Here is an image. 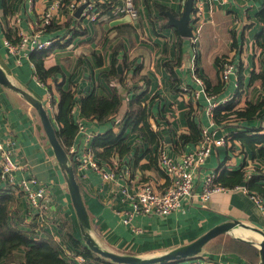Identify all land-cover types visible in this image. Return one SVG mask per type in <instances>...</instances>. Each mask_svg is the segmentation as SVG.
<instances>
[{"label": "crops", "instance_id": "obj_1", "mask_svg": "<svg viewBox=\"0 0 264 264\" xmlns=\"http://www.w3.org/2000/svg\"><path fill=\"white\" fill-rule=\"evenodd\" d=\"M69 1L7 0L11 13L6 15L0 0V67L12 84L41 100L49 115L53 111V116L58 102L57 84L65 89L72 88L79 98L92 92H121L130 86L122 97L118 116L111 122L84 119L87 129L94 134L108 129L124 134L130 149L129 153L119 157L122 167L131 171V182L126 181L129 193L143 182L153 184L158 191L168 188L169 178L157 165L158 148L161 146L174 159L194 148L196 141L180 139L181 134L190 132L188 117L200 129H207L215 139H223L222 144L212 145L210 155L197 171L191 198L184 201L180 209L164 216L139 214L133 216L129 224H124L118 215L119 211L129 208L120 191V183L124 180H104L92 169L77 174L91 223L90 232L98 244L120 254L151 257L188 244L213 226L230 219L264 232V208H259L246 193V183L245 186H241L242 182L231 187L225 185L223 190L212 193L206 201L199 197L203 179L211 171H217L218 176L242 171L243 182L257 176L256 182L264 186V156L255 155L248 145L233 138L237 132L245 130L244 127L264 128V107L253 119L241 121L232 118L221 124H217L209 112L211 104L219 107L226 101L233 110L244 108L247 102L264 103V85L258 81L250 83L253 72H264V0H201L202 13L197 23L199 34L195 42L193 36H182L168 24L167 12L179 17L186 0H132L138 16L118 24L111 22L121 15L111 10L113 6L122 5L124 0H91L99 13L92 23L75 16L79 6L73 11L65 10L64 6ZM158 4L168 8L165 16L160 14ZM45 11L51 14L52 26L59 27L68 22L74 25V30H67L71 37L61 41V47L52 49L43 60L45 68L54 66L58 70L54 77L46 78L42 84L38 82L30 60L32 52L26 49L12 51L5 40L15 39L12 31L6 37L7 28H11L10 23L14 19L18 20L23 32H28L31 24ZM165 22L168 26H164ZM65 31H43L38 38L46 40L63 35ZM113 55L123 82L104 79L111 68ZM220 57L230 60L236 67L235 74L225 82L218 70ZM167 62L169 66H166ZM137 66L140 67L137 75H132ZM169 68L177 74V84L172 83ZM196 77L202 83L197 82ZM220 81L224 82L223 86L214 90ZM183 86L187 90L183 91ZM136 95H141L140 104L149 114L148 123L157 134L158 141H146L131 127L124 128V122L119 118L125 116L129 102ZM0 139L10 143L13 160L25 164L40 181L49 185L50 219L57 225L65 219L71 225L72 234L85 246L65 179L36 110L18 92L1 85ZM74 142L81 144L82 136H75ZM246 172L251 174L249 178ZM23 173L19 170L16 176L20 178ZM15 197L11 221L22 230L40 229L38 218L32 214L25 198ZM237 229L240 232L234 229L233 233L251 240L242 242L258 249L256 242L264 235L253 229ZM233 236L224 233L212 238L202 247L198 257L209 258L215 264H259V251L256 259L249 261L238 253L224 252L217 247ZM61 244L66 256H74L75 247L70 241L63 238ZM22 252V249L18 251L19 258ZM190 262L187 258L173 264Z\"/></svg>", "mask_w": 264, "mask_h": 264}, {"label": "trees", "instance_id": "obj_2", "mask_svg": "<svg viewBox=\"0 0 264 264\" xmlns=\"http://www.w3.org/2000/svg\"><path fill=\"white\" fill-rule=\"evenodd\" d=\"M2 4L4 14L9 15L11 13L10 3H8L7 0H2ZM157 7L160 14L165 16V12L168 8L159 4ZM95 10L97 11L96 6ZM73 26L74 25H69L68 22L59 27L52 26L51 24L45 26L44 31L66 30L64 32L65 34L68 32L67 30H74V28H72ZM164 26H168L167 22L164 23ZM10 31L15 34V39L10 40L8 38L9 40H6L15 44L19 38L12 27L7 28L6 37H9ZM55 47H61V44L56 42L51 47L34 51L30 54V60L34 65V71L37 74L36 76L42 82L48 77H54V74L58 70L57 67L53 66L45 68L43 65V60ZM225 60V57H220L217 60L219 71ZM116 62L115 55H113L111 68L104 77L106 81L117 79L118 81L123 82L122 73H118L115 67ZM166 66H169V62L166 63ZM139 68L140 67L137 66L132 75H137ZM169 69L171 72L172 83L177 84V74L174 73L172 68ZM143 79L146 83L148 82V79ZM221 81L214 90H218L223 86L224 82ZM255 81L264 85L263 71L252 73L250 83ZM55 89L58 93V102L53 119L57 125V138L67 153L68 147L73 142L77 132V127L71 115V110L74 106L78 105L81 117H84L87 120L95 119L98 123L111 122L112 119H115L118 116L117 114L120 111L122 104V97L125 96L128 90H130V86H127L126 90L124 88L121 92L113 90L112 93L107 94L103 92V90L101 91L103 93L96 94L92 92L80 98H77L76 92L73 91L72 88L65 89L60 84H57ZM140 97L141 95H136L129 102L123 126L124 128L131 127L134 132L142 135L146 141L153 142L154 140L156 141L157 134L150 128V124L148 123L149 114L147 113L146 108L141 106ZM52 101L54 103V100ZM229 104L230 103L221 105L213 110L212 116L217 124L229 122L232 118L241 121L253 119L256 113L264 107L262 101L259 103L247 102L244 108H238L235 110H233ZM188 127L190 132L187 134H181L180 139H183L184 141H196V143H198L201 139V129L199 125L188 117ZM244 128L245 130L237 132L233 138L248 145L255 155L264 156V128L254 126ZM125 139L126 138L122 132L116 133L112 129H108L93 137L91 144L92 150L98 160L111 163L112 157L116 156L120 158L119 156H124L129 153L130 148ZM243 174L242 171H232L218 176L215 179V182L223 188L225 185L231 187L245 181ZM256 177L253 179H247L248 181L245 182L246 189L248 191L256 192L264 198V186L256 182L258 180V177ZM15 196H17V194L14 191H7L0 188V264L16 262H20V264H78L75 261H71L69 257L64 254L65 251L62 245L51 234H47L46 237L39 238L38 240H33L32 235L30 234L34 231L33 229L26 228V230H22L11 221V207H14V204L16 203ZM54 227L59 233H62V239L64 238L70 241L75 247L74 255L79 254L87 260L86 264H119L95 254L86 246H82V243L72 234L71 225L65 219H62L59 225L54 222ZM217 247L221 248L224 252L238 253L244 258L249 259V261L255 260L258 256V249L255 246L231 237L227 242L220 244ZM20 249H22L23 252L19 258L18 251ZM170 263H174V261L165 264Z\"/></svg>", "mask_w": 264, "mask_h": 264}, {"label": "built area", "instance_id": "obj_3", "mask_svg": "<svg viewBox=\"0 0 264 264\" xmlns=\"http://www.w3.org/2000/svg\"><path fill=\"white\" fill-rule=\"evenodd\" d=\"M84 3L87 4L79 17L90 23L96 21L99 13L95 10L94 3L91 0H70L65 4L64 8L65 10L73 11ZM111 11L121 16L128 15L130 18H136L138 16V9L133 5L132 0H124L122 5L113 6ZM201 13L202 1L194 0L191 12L194 42L197 41V35L199 34L197 23L199 22ZM51 24L52 18L49 11L40 14L39 20L31 24L28 32H23L20 29L18 20L14 19L10 23V26L17 32L19 39L15 44L8 40H5V43L12 51L19 52L21 49H26L31 53L51 47L56 42H65L66 39L71 37V33L67 32L64 35L40 40L38 38L39 34L44 31L45 26ZM235 71L236 67L234 63L230 60H225L219 71L220 77L225 82L231 74H235ZM195 79L197 82L202 83L199 77ZM37 80L39 83L44 84L39 79ZM48 89L50 90V88ZM182 90H187V87L183 86ZM214 107H216L215 104H211L209 108L210 114L213 113L212 109ZM76 114L77 117H75ZM71 115L77 127L75 136H82V143L76 144L73 140L67 151L68 159L73 167L76 178L77 174L81 175V172L84 170L92 169L99 173L104 180L116 181V178L118 181L120 179L124 180L123 183H120V191L127 199L129 208L118 212L124 224H129L135 215L155 214L164 216L180 209L183 202L191 198L195 175L210 155L212 145H220L223 143V139H215L207 129L203 128L201 129L200 141L192 150L184 152L177 159L167 155L160 146L158 148V167L169 178L170 183L168 188L164 191H158L153 184L143 182L137 186L133 193H129L126 181L131 182L130 169L128 167H122V161L116 156L112 157L111 163L98 160L91 146L92 139L96 134L87 129L84 123L85 118L81 117L76 105L71 110ZM119 118L124 122L125 116H120ZM12 154L13 151L10 143L0 139V188L7 191H14L17 195L23 196L32 214L38 218L40 229H36L30 233L33 240H38L39 238L46 237L47 234H51L61 244L62 233H59L54 227V222L50 219V212L48 211L51 194L49 185L40 181L25 164L13 160ZM19 170L25 172L20 178L16 176V172ZM218 175L219 173L217 171H211L204 177L203 188L199 195L202 201H206L212 193L224 189L215 182ZM246 176L249 178L251 174L246 172ZM244 190L259 208H264V198L261 195L253 191H248L245 188ZM68 257L71 261H75L78 264H86L87 261L81 255ZM189 259L191 260L189 264H215L209 258L202 259L198 255Z\"/></svg>", "mask_w": 264, "mask_h": 264}, {"label": "water", "instance_id": "obj_4", "mask_svg": "<svg viewBox=\"0 0 264 264\" xmlns=\"http://www.w3.org/2000/svg\"><path fill=\"white\" fill-rule=\"evenodd\" d=\"M86 4L87 3H84L77 8L75 12L76 17L80 16V13L82 12ZM192 9H193V0H186L185 6L179 17H175L172 13L167 12L168 24L174 26L182 36H189V37L192 36V26L190 25ZM129 20L130 17L128 15H124L114 19L111 22V24H118L120 22H127ZM0 85L18 92L36 110L40 122L42 124L43 130L45 132V135L47 137L48 143L52 148L54 157L65 179L69 196L71 199V203L74 208L75 215L80 228L82 240L84 241L85 246L95 254H98L99 256L110 260L111 262H115L119 264H165L167 262L183 260L197 256V254L201 252L202 247L209 240L224 233H231L234 229L237 228H244L248 230L253 229L254 231L260 233L262 236L264 235V232L257 228H253L251 226L243 224L239 220L230 219L213 226L194 241L179 246L161 255H156L151 257H140L132 254H120L102 248L98 244V242L94 239V237L90 232L91 223L88 212L85 208L82 199V192L80 185L77 181L73 167L69 162L68 155L57 138L56 135L57 129L55 128L54 122L52 118L49 116L48 111L44 107V104L42 103L41 100L31 96L24 90L12 84V82L8 79L5 71L1 67H0ZM241 186H245V182H242ZM233 237L240 241L251 242V240H247L246 238H243L241 236H233ZM256 245L258 247L259 257H260L259 264H264V238L256 242Z\"/></svg>", "mask_w": 264, "mask_h": 264}, {"label": "rangeland", "instance_id": "obj_5", "mask_svg": "<svg viewBox=\"0 0 264 264\" xmlns=\"http://www.w3.org/2000/svg\"><path fill=\"white\" fill-rule=\"evenodd\" d=\"M198 39V38H197ZM196 47H197V45H196ZM196 51H197V48L195 49ZM227 103V102H226ZM225 103V104H226ZM53 110L55 111V107H53ZM50 116L53 118V111L51 110V113H50ZM54 124H55V122H54ZM55 126L57 127V125L55 124ZM57 223V222H56ZM58 224V223H57ZM235 234V233H234ZM236 235V234H235ZM236 236H238V235H236ZM228 237V236H227Z\"/></svg>", "mask_w": 264, "mask_h": 264}, {"label": "bare ground", "instance_id": "obj_6", "mask_svg": "<svg viewBox=\"0 0 264 264\" xmlns=\"http://www.w3.org/2000/svg\"><path fill=\"white\" fill-rule=\"evenodd\" d=\"M235 231L239 233V232H240V229H235ZM231 234H232V235H235V234L233 233V231L231 232ZM235 236H236V235H235Z\"/></svg>", "mask_w": 264, "mask_h": 264}, {"label": "clouds", "instance_id": "obj_7", "mask_svg": "<svg viewBox=\"0 0 264 264\" xmlns=\"http://www.w3.org/2000/svg\"><path fill=\"white\" fill-rule=\"evenodd\" d=\"M50 116V115H49Z\"/></svg>", "mask_w": 264, "mask_h": 264}]
</instances>
